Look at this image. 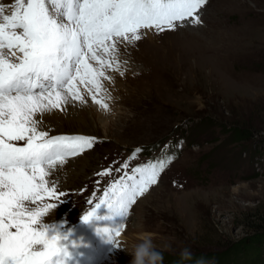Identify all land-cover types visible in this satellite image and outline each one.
Listing matches in <instances>:
<instances>
[{"label": "rangeland", "instance_id": "1", "mask_svg": "<svg viewBox=\"0 0 264 264\" xmlns=\"http://www.w3.org/2000/svg\"><path fill=\"white\" fill-rule=\"evenodd\" d=\"M200 19L175 30H141L139 41L120 44L122 63L107 69L111 79L95 94H105L107 108L81 85L84 102L70 98L63 111L44 114V130L97 141L45 178L57 195L40 205L46 208L41 222L66 242L90 229L80 217L87 205L121 180L139 178L135 169L145 167L143 159L167 155V138L177 149L185 137L180 156L169 153L156 184L130 206V217L107 223L114 233L124 223L117 246L92 231L87 250L95 259L101 255L100 264H130L132 249L145 239L162 264L201 249L220 252L252 237L248 217H264V0H207ZM255 148L262 154L258 165ZM247 253L245 260L217 264H264V250Z\"/></svg>", "mask_w": 264, "mask_h": 264}, {"label": "snow or ice", "instance_id": "2", "mask_svg": "<svg viewBox=\"0 0 264 264\" xmlns=\"http://www.w3.org/2000/svg\"><path fill=\"white\" fill-rule=\"evenodd\" d=\"M206 3L15 0L7 14L0 5V264H69L67 238L41 222L46 208L40 205L57 195L45 178L58 162L97 141L87 135H49L41 127L44 114L63 111L70 98L84 102L81 85L107 108L95 93L102 90L105 70L119 69L118 43L139 41L144 29L200 25ZM168 162L136 168L139 180L131 176L113 185L83 219L98 218L102 205L127 217L136 197L156 184ZM123 228L124 223L110 236L115 244Z\"/></svg>", "mask_w": 264, "mask_h": 264}, {"label": "trees", "instance_id": "3", "mask_svg": "<svg viewBox=\"0 0 264 264\" xmlns=\"http://www.w3.org/2000/svg\"><path fill=\"white\" fill-rule=\"evenodd\" d=\"M243 133V135H240V138H246L247 137V131L245 129H240ZM257 214H259L257 212ZM262 219V220H261ZM264 217L258 215V218H251L248 217L249 224H251L250 229L252 231H255L252 235V237L249 240H240L238 242H232L231 244L227 245L226 249L220 252H206L201 249L200 253L196 255H188L187 258L183 259V261L189 260L191 263L196 262L202 263V261H206L208 259H212L211 264H217L221 258L229 259L232 262L239 261V257L243 255V259H246V255H248L247 252H250L251 249L257 248L262 253V250H264ZM244 260L243 263H244ZM182 258L180 259H168L169 263L172 264H181L183 263ZM250 262V261H249ZM247 263V261L245 262Z\"/></svg>", "mask_w": 264, "mask_h": 264}, {"label": "clouds", "instance_id": "4", "mask_svg": "<svg viewBox=\"0 0 264 264\" xmlns=\"http://www.w3.org/2000/svg\"><path fill=\"white\" fill-rule=\"evenodd\" d=\"M130 264H162V256L156 251L150 239H145L131 251Z\"/></svg>", "mask_w": 264, "mask_h": 264}, {"label": "bare ground", "instance_id": "5", "mask_svg": "<svg viewBox=\"0 0 264 264\" xmlns=\"http://www.w3.org/2000/svg\"><path fill=\"white\" fill-rule=\"evenodd\" d=\"M218 36H219V35H218ZM99 105H101V104H99ZM101 107H102V105H101ZM101 107H100V108H101ZM114 245H115V243H114ZM110 247H111V246H110ZM113 248H114V246H113ZM77 251H79V249H75V252H77ZM91 264H100V263H99V262H98V263H93V262H92Z\"/></svg>", "mask_w": 264, "mask_h": 264}]
</instances>
